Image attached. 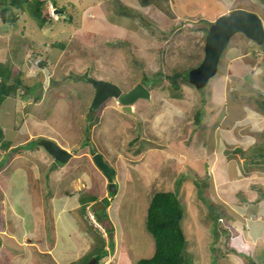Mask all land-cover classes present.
<instances>
[{
	"label": "rangeland",
	"instance_id": "obj_1",
	"mask_svg": "<svg viewBox=\"0 0 264 264\" xmlns=\"http://www.w3.org/2000/svg\"><path fill=\"white\" fill-rule=\"evenodd\" d=\"M52 1V8L48 6L52 19L42 27L27 12L20 13L16 23L0 19V64L11 70V78L19 73L21 84L30 86L26 91L20 85L0 103L4 129L0 139L19 145L17 151L0 147L1 208L4 187H12L5 181L12 168L13 173H22L19 176L26 173L30 183L45 181V171L55 170L53 164L48 166L43 148L28 150L46 137L70 147L78 157L86 150L91 156L99 152L113 169L114 180L118 179L112 203L121 210L113 225L116 237L123 230L125 238L99 264H135L152 255L154 239L146 229V212L152 194L160 190L179 196L186 249L193 264H245L248 260L264 264V236L255 235L246 222L264 217V156L257 150L258 145L264 147V112L254 108L253 98L260 93L264 99V51L253 43L256 49L248 54L255 67L237 71L230 55L238 47L249 46L247 37L236 32L221 54L218 71L205 86L196 88L179 77V87H173L164 77L174 71L185 74L201 61L205 28L219 15L247 8L264 25L261 0H154L159 14L156 6L135 8L125 0ZM89 77L111 81L122 91L141 83L151 97L135 100L133 114L122 110L114 97L91 110L94 88L86 80ZM222 77L227 100L220 110L211 94L220 93ZM233 97L244 102L246 109L229 104ZM237 147L241 150H234ZM93 173L85 184L99 197L106 194L111 176L96 168ZM128 192L132 196L124 197ZM89 196L84 191L82 198ZM203 196L230 224L225 236L214 237ZM107 202L105 198L102 203ZM90 211L94 213L92 207ZM22 218L24 222L13 223L9 215H0V264H63L53 240L42 238L43 227L26 233V215ZM88 254L69 264H86Z\"/></svg>",
	"mask_w": 264,
	"mask_h": 264
},
{
	"label": "crops",
	"instance_id": "obj_2",
	"mask_svg": "<svg viewBox=\"0 0 264 264\" xmlns=\"http://www.w3.org/2000/svg\"><path fill=\"white\" fill-rule=\"evenodd\" d=\"M125 2H126L125 4L127 5L133 7L139 6L142 9L145 7H149L150 9H152L153 6H156L155 13L159 14V9L157 8L158 3L156 2V4H154V0L153 1L147 0L146 3H142L141 1L138 0H125ZM242 9L246 10L247 8H242ZM249 11L254 12L251 9ZM157 14L155 15L157 16ZM247 40L248 41L245 42L247 46H249L248 48H244L243 50L244 46H241L240 48L237 46L238 48L235 49L236 52H233L230 55L231 57H233L232 58L233 61L236 60L237 71L249 69V67L251 68L255 67L254 66L255 63L251 62L250 60L251 57L249 56L248 52L249 49L252 50L256 48L252 47V44L254 43L252 40L248 38ZM244 57H248L249 59L245 61H239ZM220 80H221L220 93L216 91L217 94H214L212 92L211 98H213V100L217 102L218 104L217 108H220V110H222L223 107H225V105L223 104L226 102L227 99L223 96L224 77H222ZM261 82L262 81L259 77L258 83ZM243 103L244 102H242L241 100L233 97L229 104H236L239 107H241V109L243 110V107L246 109L245 104ZM210 108L213 109L214 107H210ZM234 118L235 115L233 116V119ZM2 131L4 133L3 128ZM31 139L33 138L27 139L26 143ZM22 143L25 144V142ZM37 146L36 147L34 146V148H29L28 150L39 151L40 148L41 150H43L42 147L40 146L37 147ZM9 147L11 150L13 145L11 146L9 145ZM61 147L71 151L70 147H64V146ZM43 152L49 158L48 166L50 167L51 164H53L55 170L49 172L48 174L45 171V173L43 174V176L46 177L45 181L40 179L37 180L36 182L30 183L26 173H24L23 176H19L22 173L17 175L18 173H13V168H12L11 170L13 175L9 173L5 179V181L11 184L12 187H4L5 198L2 204V208L0 202V215L2 213L9 215L10 221L13 223L14 220H18V219H21V221L24 222L25 219L22 217H25L26 215L27 218L26 226L28 227L25 230L26 233H29L31 231L30 229H41L43 227L41 231L45 235L42 238H45L47 240H53L52 243L53 246L56 247V252L60 253L61 256L64 258L63 264H69L72 260L92 250V247L95 244L94 232L96 230H94L90 226H87V224L90 223L89 222L86 223L83 220L82 213L79 210L81 206V199H83L82 198L83 192L87 191L96 200L100 199L106 194L97 197L96 195H93V193L91 194L86 188L87 186L85 184L86 182L85 178L88 177L89 174L94 175L93 168H96L93 166L94 164L91 163L92 162L90 157L91 155L87 152V150L84 151L83 153H80L79 157L78 155L72 154L74 157L71 158L74 159L72 160L70 158L63 165H59L58 163L54 165L53 162L54 158L50 156L45 150H43ZM70 160H72V163L70 162ZM13 167H17V166H13ZM21 170H23V168ZM50 174L53 175L50 176ZM20 180L21 182L19 184L18 181ZM117 181L118 179L116 178L115 180L116 184H118ZM130 192H128L129 194H125L124 197L128 195H129L128 197H131L132 195L130 194ZM62 204H65L66 206H62ZM118 210H121L120 207H115L114 210L109 205L108 207H106L109 220L111 221L112 227L114 229L113 250L117 245L122 244L123 238H125L123 230L119 238L116 237L115 234L116 227L113 225V223H116V221H118V213H117ZM263 214L264 211L262 212V215ZM246 222H249L250 225L249 227L252 229V232H254L255 235L264 236V217L263 219L261 218V220L259 218L257 221L248 220ZM35 224L38 225V228L36 227ZM99 235L101 237L103 236V234H99ZM71 245L73 246L72 248ZM106 247L107 246L105 245V248Z\"/></svg>",
	"mask_w": 264,
	"mask_h": 264
},
{
	"label": "trees",
	"instance_id": "obj_3",
	"mask_svg": "<svg viewBox=\"0 0 264 264\" xmlns=\"http://www.w3.org/2000/svg\"><path fill=\"white\" fill-rule=\"evenodd\" d=\"M142 3H146L147 0H140ZM264 4V0H261ZM54 1L49 2V0H0V19L3 23H16L20 13L27 12L30 16L37 22L38 27H42L51 21L52 15L48 6L53 5ZM57 11L65 10L64 7H55ZM210 25V23L208 24ZM205 29H208L206 27ZM206 34V33H205ZM61 43L60 45H62ZM260 49L264 50V43L260 45ZM42 64V61L41 63ZM191 68V67H190ZM188 68V69H190ZM188 69H186L185 74L183 71L176 72L172 74H164L165 79H169L173 87H179L177 79L182 78L183 82H188ZM8 71V72H7ZM8 69H3L2 64H0V103L3 101L4 97L8 96L10 93H15L20 85H24V89L28 91L29 85L21 84L19 79V73L15 78L9 76ZM157 78L162 76L160 73L157 74ZM12 80V82H8ZM156 80V78H155ZM25 91V92H26ZM253 95L250 96V98ZM254 108L264 112V99L260 93L254 95ZM264 135V129L261 132ZM2 136V128L0 126V137ZM38 140V139H37ZM2 147L6 148L8 146L7 141H2ZM19 147H15L12 150L17 151ZM234 150H241L240 147L235 148ZM258 154L264 156V147L263 145H258ZM93 153V152H92ZM253 155V157H255ZM8 158V157H7ZM4 160V159H2ZM3 164H1L2 166ZM109 176L112 177V174L106 172ZM110 177V178H111ZM199 196V190H197ZM201 195V194H200ZM200 197V196H199ZM204 197V203L209 207L207 216L212 220V232L214 237H217L218 233L222 235L228 234L227 230L230 224L226 225L227 219L222 220L225 217L222 216L221 212H217L212 206V202L206 197ZM94 198L90 195L89 198L81 199V210L84 211L85 203L92 201ZM184 212L183 206L179 199L177 192L170 190H160L152 194L146 212V229L152 235L154 239V251L149 258H141L136 261L135 264H193L191 258L187 253V239L185 233L182 229L181 221L183 219ZM99 221L101 222V216L97 214ZM87 226L94 228L91 224ZM105 232L108 235V242H105V239L99 235V232H94L95 244L92 250L89 251L87 256L88 259L95 257L97 261L101 258L107 256L108 251L104 246L108 245L110 249H113V228L110 226H104ZM238 226L237 231H240ZM229 250H231L229 246ZM237 249H232L235 252ZM240 255L242 252L237 251ZM250 252V250H249ZM244 259V254L242 255ZM86 261V260H85ZM215 261V256L212 258V263ZM84 264V263H82ZM245 264H251L248 260Z\"/></svg>",
	"mask_w": 264,
	"mask_h": 264
},
{
	"label": "water",
	"instance_id": "obj_4",
	"mask_svg": "<svg viewBox=\"0 0 264 264\" xmlns=\"http://www.w3.org/2000/svg\"><path fill=\"white\" fill-rule=\"evenodd\" d=\"M236 32L242 33L258 45L264 43V25L260 16L256 13L242 8H235L228 13L219 15L208 26L201 61L188 71V81L196 88L205 86L208 80L216 74L221 54L231 36ZM86 80L94 88L90 105L91 110H96L106 99L114 97L121 104L122 110L133 114L132 104L135 100L140 98L150 99L151 97L150 90L141 83H136L129 90L122 91L117 84L108 80L93 77L86 78ZM38 143L56 162L65 163L71 157L70 151L61 147L52 139L43 137L38 140ZM92 160L100 170L110 174L113 173V169L104 162L99 152L92 154ZM107 187L110 192L114 191V182H109ZM99 206H103V204L96 202L92 205V208L97 211ZM86 264H98V262L95 258H91Z\"/></svg>",
	"mask_w": 264,
	"mask_h": 264
},
{
	"label": "clouds",
	"instance_id": "obj_5",
	"mask_svg": "<svg viewBox=\"0 0 264 264\" xmlns=\"http://www.w3.org/2000/svg\"><path fill=\"white\" fill-rule=\"evenodd\" d=\"M130 6V5H129ZM49 8H52V4H50L49 5ZM135 8H137V7H135ZM55 9V8H54ZM55 10H57V9H55ZM52 11H53V9H52ZM260 49V48H259ZM260 50H262V51H264L263 49H260ZM192 68V67H191ZM218 68V67H217ZM217 72V71H216ZM207 84V83H206ZM205 84V85H206ZM150 95H151V93H150ZM2 136H3V131H2ZM39 140V139H38ZM2 141H7L9 144H10V142H9V140H7V139H4V140H2V139H0V147L2 146ZM9 144H8V146H9ZM38 145H39V143H38ZM59 145V144H58ZM7 146V147H8ZM19 145H16L15 147H18ZM40 146V145H39ZM15 147H12V148H15ZM40 147H42V146H40ZM4 148V147H3ZM5 149V148H4ZM66 149V148H65ZM46 151V150H45ZM69 151V150H68ZM47 152V151H46ZM71 152V157H74L72 154V151H70ZM48 153V152H47ZM89 153V152H88ZM93 153H95V152H93ZM93 153H91V154H93ZM49 154V153H48ZM50 155V154H49ZM51 156V155H50ZM70 157V158H71ZM91 157V160H92V156H90ZM69 158V159H70ZM68 159V160H69ZM54 163H58L59 164V162H56L55 161V159H54V161H53ZM66 163V162H65ZM91 163H93V160H92V162ZM94 164V163H93ZM60 165V164H59ZM63 165V164H62ZM94 166L96 167V169H98V170H100L95 164H94ZM102 171V170H101ZM106 173V172H105ZM105 177V176H104ZM113 177H115L114 176V171H113V173H112V178H108V182H107V185H108V183L109 182H114V184H115V190L114 191H112V192H110L109 191V189H108V187H106L107 188V190H106V195H104L103 197H101L100 199H95L94 198V200H92V201H88V202H90V203H88V202H86L85 203V207H84V211L82 212L81 211V213L83 214V215H85V222L87 223V222H89L94 228H96V230L99 232V234H103V238L105 239V242L107 241L108 242V235H107V233L105 232V229H104V226H110V227H112V223H111V221L109 220V217H108V213H107V211H106V207H108V205L110 206V207H112V209L114 210L115 209V206H114V203H112V200H113V198L116 196V194H118V192H117V184H116V182H115V180H114V178ZM106 179H107V176L105 177ZM118 182V181H117ZM113 193V194H112ZM110 195H112V197H110ZM107 199L109 202H107V203H102L103 202V200L104 199ZM96 202H101L102 204H103V209H101V208H99V210H97V211H94L93 210V212L94 213H92L91 211H90V208L92 207V205L94 204V203H96ZM81 207V206H80ZM97 214L98 215H100L102 218H101V222L99 221V219H98V217H97ZM119 216V215H118ZM83 218V217H82ZM90 220V221H88V219ZM84 220V219H83ZM95 221H97V223H98V226L96 225L97 223L95 222ZM107 224H106V223ZM99 228V229H98ZM113 228V227H112ZM106 236V237H105ZM113 240H114V229H113V238H112ZM95 242V241H94ZM106 248H105V246H104V248L109 252V251H111V249L108 247V245H107V243H106ZM93 248V247H92ZM113 248H114V242H113ZM107 256H109V254H107ZM107 256H105V257H107ZM91 258H95V257H91ZM90 258V259H91ZM96 259V258H95ZM102 259V258H101ZM100 259V260H101ZM89 260V259H88ZM87 260V261H88ZM100 260L99 261H97L98 262V264H99V262H100Z\"/></svg>",
	"mask_w": 264,
	"mask_h": 264
}]
</instances>
